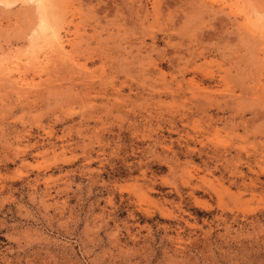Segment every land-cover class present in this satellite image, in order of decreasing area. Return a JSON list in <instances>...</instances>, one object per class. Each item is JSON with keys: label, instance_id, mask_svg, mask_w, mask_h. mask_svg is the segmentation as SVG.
<instances>
[{"label": "rangeland", "instance_id": "374dc122", "mask_svg": "<svg viewBox=\"0 0 264 264\" xmlns=\"http://www.w3.org/2000/svg\"><path fill=\"white\" fill-rule=\"evenodd\" d=\"M0 264H264V0H0Z\"/></svg>", "mask_w": 264, "mask_h": 264}, {"label": "bare ground", "instance_id": "6f19581e", "mask_svg": "<svg viewBox=\"0 0 264 264\" xmlns=\"http://www.w3.org/2000/svg\"><path fill=\"white\" fill-rule=\"evenodd\" d=\"M36 2H38V1H36ZM40 2H41V1H40ZM41 6H42V4H41ZM191 82H192L191 84L195 85L194 82H193V80H191ZM193 93H195V92H193ZM198 105H199V104H198Z\"/></svg>", "mask_w": 264, "mask_h": 264}]
</instances>
